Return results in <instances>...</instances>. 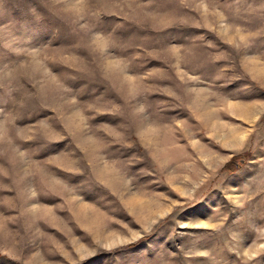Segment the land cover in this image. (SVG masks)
<instances>
[{"label":"rangeland","instance_id":"rangeland-1","mask_svg":"<svg viewBox=\"0 0 264 264\" xmlns=\"http://www.w3.org/2000/svg\"><path fill=\"white\" fill-rule=\"evenodd\" d=\"M0 264H264V0H0Z\"/></svg>","mask_w":264,"mask_h":264}]
</instances>
